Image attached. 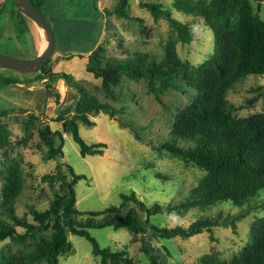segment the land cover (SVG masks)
Segmentation results:
<instances>
[{"label": "rangeland", "instance_id": "obj_1", "mask_svg": "<svg viewBox=\"0 0 264 264\" xmlns=\"http://www.w3.org/2000/svg\"><path fill=\"white\" fill-rule=\"evenodd\" d=\"M118 1L52 0L42 10L56 37L55 53L50 58L46 73L69 75L88 96L119 110L115 119L99 114L90 118L95 126L87 128L79 125V136L87 145L101 143L106 146L101 155L81 157L79 147L71 136H63L61 162L70 166L75 175L85 176L73 187L75 209L81 213L102 212L119 207L122 195L133 196L138 204L128 202L122 207L121 215L134 207L141 221L147 220L157 228L167 229L176 226L186 228L202 217L225 218L235 215L239 210L228 204L205 210L193 208L180 215L145 214L144 208L149 209L155 204L168 205L183 201L189 190L204 177V172L192 164L173 158L165 151H158L159 143L172 138L170 134L183 127L184 115L193 107L196 96L192 91L184 95L179 90H171L156 99L149 93L146 81L132 80L126 76H121L119 84L106 95L100 80L86 72L87 55L80 57L78 53L95 48L98 38L100 49L97 56L101 67L137 54H145L158 62L168 61L180 72L175 85L184 89L189 88L186 77L205 63L216 47L212 31L201 20L172 9L171 4L175 0L144 1L161 3L171 10L173 18L188 22L195 31L188 44L177 43L176 31L167 21L163 17L155 20L139 7L138 0L129 2L130 19L119 18L114 14ZM251 7L264 20V0L259 6L251 2ZM16 12L12 0H0V54L20 59L34 58L43 49L42 32L27 19L25 21L22 15L24 23L16 24L13 21ZM60 21L66 22L65 27ZM18 34L27 37L18 40ZM71 52L76 55L70 59H61L57 55ZM0 75L4 79H17L22 83L18 84L21 86H8L0 82V110H6L8 114L1 121L10 133L9 145L0 149V201L5 170L18 166L23 190L15 210L19 217L25 216L31 221L26 206H34L39 211L47 209L52 190L41 179L52 174L56 165L54 161L42 160L46 148L40 130L45 125L52 130H60L61 126L54 123V101L46 98V88L41 81L33 79V75L9 73L1 68ZM56 86L65 104L77 100L76 92L62 80H58ZM26 88L32 89L28 91ZM226 100L233 107L231 112L235 119L263 114L264 76L240 79L227 91ZM31 114L34 120L29 122L27 120ZM119 123L130 127H120ZM263 206L264 191L251 202L249 207L253 210L236 223L235 230L217 227L211 233L203 231L189 239L173 240L156 238L148 232L144 246L140 240L141 234L133 235L125 230L103 228L89 230L88 233L100 248L126 253L125 261L121 264H151L152 258L157 264H197L201 256H213L225 264H233L251 238V226L264 217ZM42 237L25 244L0 242V260L32 253ZM67 239L72 251L60 257L58 264H100L99 258L91 255V245L84 238L69 234ZM143 247L147 253L142 251Z\"/></svg>", "mask_w": 264, "mask_h": 264}, {"label": "trees", "instance_id": "obj_2", "mask_svg": "<svg viewBox=\"0 0 264 264\" xmlns=\"http://www.w3.org/2000/svg\"><path fill=\"white\" fill-rule=\"evenodd\" d=\"M30 1L42 12L52 0ZM130 1L119 0L114 14L122 19H130ZM262 1L175 0L172 2L173 10L184 16L201 20L202 24L212 31L216 47L206 62L186 77L189 88L182 89L175 85L180 72L168 61L158 62L145 54L133 55L101 67L97 56L100 49L98 38L95 41L96 47H92L93 49L89 51L85 68L87 73L100 80L101 88L106 95L110 94L112 87L119 84L121 76H126L132 80L146 81L149 93L156 99L171 90H179L184 95L192 91L196 96L193 107L184 115L183 127L172 132L170 134L172 138L159 143L158 151H165L173 158L192 164L204 172V177L189 190L183 201L168 205L155 204L149 209L144 208L147 216L180 215L193 208L205 210L225 204L239 211L225 218L202 217L186 228L176 226L171 229L157 228L147 220L141 221L138 210L134 207H130L124 215H121L122 207L128 202L138 204L133 196L122 195V203L119 207H111L102 212L77 211L73 187L77 181L85 179V176L75 175L70 166L61 162L63 136L66 134L71 136L79 147L81 157L101 155L102 149L106 146L101 143L87 145L79 136V125L91 128L95 126L90 120L91 117L105 114L110 119H115L119 110L88 96L69 75L46 73L49 60L39 74L32 76L33 79L41 81L46 88V98L53 99L56 111L54 123L61 126L60 130H52L45 125L40 130L46 148L41 156L42 160L56 162L54 172L41 179L52 190L48 207L44 211H39L34 206H26L31 221L25 216L17 215L15 205L23 190L18 166H11L5 170L0 201V242L25 244L41 235L43 237L32 253L8 256L1 259L0 264L40 262L58 264L60 257L72 251L67 239L69 234L84 238L91 245V255L99 258L100 264L123 263L126 253L100 248L88 233L89 230L94 229L110 228L114 231L125 230L133 235L141 234L140 240L143 246L148 232L156 238L173 240L189 239L203 231L211 233L217 227L235 230L236 223L242 221L253 210L249 207L251 202L264 191V113L246 119L233 118L231 112L233 107L227 103L226 93L246 76H264V20H261L251 7V2L259 6ZM138 5L155 20L163 17L176 31L177 43L188 44L192 41L195 35L194 29L188 22L173 18L171 10H167L163 4L138 0ZM104 15L107 17V12ZM21 17V14L16 12L13 21L21 25L24 23ZM26 37L24 34H18L17 39ZM58 80H62L69 89L76 92L78 97L75 102L65 104L64 98L56 91ZM0 82L3 85L21 83L17 79H4L3 75H0ZM7 116V111L1 109L0 149L10 143V133L1 121ZM33 116L31 114L27 121L32 122ZM119 126L130 127L125 123H119ZM142 251L147 253L144 247ZM151 264H157L154 258L151 259ZM197 264L225 263L213 256H201ZM233 264H264V217L256 220L251 226V238Z\"/></svg>", "mask_w": 264, "mask_h": 264}, {"label": "water", "instance_id": "obj_3", "mask_svg": "<svg viewBox=\"0 0 264 264\" xmlns=\"http://www.w3.org/2000/svg\"><path fill=\"white\" fill-rule=\"evenodd\" d=\"M12 2L18 13L42 32L44 46L41 52L31 59H20L0 54V68L19 75L39 74L54 53V32L43 13L30 0H12Z\"/></svg>", "mask_w": 264, "mask_h": 264}, {"label": "crops", "instance_id": "obj_4", "mask_svg": "<svg viewBox=\"0 0 264 264\" xmlns=\"http://www.w3.org/2000/svg\"><path fill=\"white\" fill-rule=\"evenodd\" d=\"M60 23H61V25L63 26V27H65V25H66V22H64V21H60ZM102 30V29H101ZM54 36H55V34H54ZM97 43H98V41H97ZM96 46V45H95ZM55 48H56V37H55ZM94 48V47H93ZM92 48V49H93ZM92 49H89V50H87V51H84V52H80V53H78V56H80L81 57V55H87L88 56V54H89V51L90 50H92ZM54 53H55V50H54ZM61 59L63 58V59H70L71 57H73V55H76V53H74V52H71V53H64V55L63 56H60L59 54H57ZM68 57H70V58H68ZM87 61V60H86ZM55 73V72H54ZM13 85H18V84H13ZM8 86H10V85H8ZM18 86H21V85H18ZM26 89H28V91H30L32 88H26ZM27 91V92H28Z\"/></svg>", "mask_w": 264, "mask_h": 264}, {"label": "bare ground", "instance_id": "obj_5", "mask_svg": "<svg viewBox=\"0 0 264 264\" xmlns=\"http://www.w3.org/2000/svg\"><path fill=\"white\" fill-rule=\"evenodd\" d=\"M39 30V29H38ZM43 46H44V44H43Z\"/></svg>", "mask_w": 264, "mask_h": 264}]
</instances>
